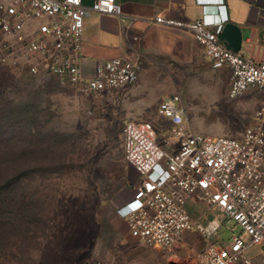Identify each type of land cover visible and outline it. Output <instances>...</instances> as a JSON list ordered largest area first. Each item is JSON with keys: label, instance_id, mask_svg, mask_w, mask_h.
I'll use <instances>...</instances> for the list:
<instances>
[{"label": "rangeland", "instance_id": "1", "mask_svg": "<svg viewBox=\"0 0 264 264\" xmlns=\"http://www.w3.org/2000/svg\"><path fill=\"white\" fill-rule=\"evenodd\" d=\"M1 58L0 264H102L122 251L132 258L146 252L134 238L122 239L127 228L116 213L137 182L122 158L123 119L150 121L164 147L172 140L157 107L177 95L194 131L240 140L264 103L257 89L230 98L227 68L212 69L200 55L165 58L164 47L143 62L130 106L118 94L97 99L54 79L38 81ZM209 216L222 222L223 241L239 231L219 213ZM185 234L170 264H194L205 243L198 232Z\"/></svg>", "mask_w": 264, "mask_h": 264}, {"label": "built area", "instance_id": "2", "mask_svg": "<svg viewBox=\"0 0 264 264\" xmlns=\"http://www.w3.org/2000/svg\"><path fill=\"white\" fill-rule=\"evenodd\" d=\"M209 11L202 9L195 19L155 16L154 21L185 27L212 69L227 68L230 98L250 89L264 91V43L256 55L233 51L219 38L217 19L206 18ZM91 13L120 17L121 7L116 0L89 5L82 0H0L2 61L38 81L54 79L91 98L124 93L142 70L138 56L98 61L88 74L81 68L84 18ZM157 113L169 121L172 142L164 147L156 142L150 121L127 120L121 126L122 157L137 182L116 213L130 236L146 247L170 251L184 232L195 231L205 243L194 264H264V103L240 140L194 131L177 95L162 100ZM190 200L204 207L194 217ZM214 212L239 227L227 241L217 236L222 222L209 218Z\"/></svg>", "mask_w": 264, "mask_h": 264}, {"label": "crops", "instance_id": "3", "mask_svg": "<svg viewBox=\"0 0 264 264\" xmlns=\"http://www.w3.org/2000/svg\"><path fill=\"white\" fill-rule=\"evenodd\" d=\"M92 1L82 0L84 5H89ZM116 1L121 7L120 17L91 13L84 18L81 68L86 74L92 71L98 61L116 56L127 58L138 56L143 69V62L149 59L151 52L158 51L162 47H164L165 58L167 56L190 55L194 57L200 55L209 64L203 49L188 29L182 26L156 23L155 16L174 20L195 19L201 16L202 9L207 8L210 10L206 16L208 20L216 18L221 26L228 21L238 26L242 36L239 54L243 56L256 55L259 46L264 43V0ZM143 80L144 72H140L138 79L124 93L117 95V100L119 99L118 101H123L127 106H130L138 95ZM127 120H132V118H125L123 122ZM164 121L169 124L168 119L164 118ZM174 145L176 146L175 142ZM131 196L119 206L129 200ZM200 205L201 203L192 200L188 202V208L193 217L201 211ZM124 223L126 225L125 221ZM185 233L183 238L184 235L186 236ZM120 236L125 240L133 238L130 236L128 228ZM185 244L182 243L183 246ZM147 248L148 250L144 253H133V258L122 251L115 257L108 258L102 264H170V258L178 257L175 252L176 247L170 251ZM96 262L100 261L97 260L93 264Z\"/></svg>", "mask_w": 264, "mask_h": 264}, {"label": "water", "instance_id": "4", "mask_svg": "<svg viewBox=\"0 0 264 264\" xmlns=\"http://www.w3.org/2000/svg\"><path fill=\"white\" fill-rule=\"evenodd\" d=\"M241 37V31L236 24L228 21L221 26L219 38L233 51L239 50Z\"/></svg>", "mask_w": 264, "mask_h": 264}, {"label": "trees", "instance_id": "5", "mask_svg": "<svg viewBox=\"0 0 264 264\" xmlns=\"http://www.w3.org/2000/svg\"><path fill=\"white\" fill-rule=\"evenodd\" d=\"M2 69H3V67H2V65H0V84L3 82V80H1L2 77H5V74H6V72ZM0 184H1V182H0Z\"/></svg>", "mask_w": 264, "mask_h": 264}]
</instances>
